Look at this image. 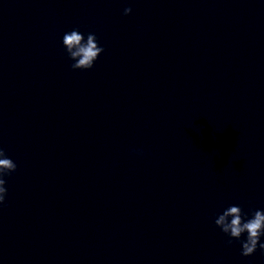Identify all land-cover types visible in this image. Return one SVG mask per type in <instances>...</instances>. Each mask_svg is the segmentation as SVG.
Wrapping results in <instances>:
<instances>
[{
    "label": "clouds",
    "instance_id": "9594fccd",
    "mask_svg": "<svg viewBox=\"0 0 264 264\" xmlns=\"http://www.w3.org/2000/svg\"><path fill=\"white\" fill-rule=\"evenodd\" d=\"M132 12L130 7L123 10V15L127 16ZM62 44L66 53L74 63L71 64L73 70H90L94 67L95 61L105 51L99 45L94 33H88L87 37L78 29L66 32L62 38ZM135 155H143L142 152H135ZM17 170V164L7 156L5 150L0 147V206H3L7 196L6 176H10ZM218 227L229 239L228 245L233 240H240L243 234H247L246 239L241 241V255L248 257L253 255L257 248L264 252V210H255L251 217L238 205H230L223 210L214 220Z\"/></svg>",
    "mask_w": 264,
    "mask_h": 264
}]
</instances>
